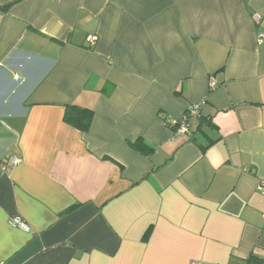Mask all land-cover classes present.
I'll list each match as a JSON object with an SVG mask.
<instances>
[{
	"label": "crops",
	"instance_id": "1",
	"mask_svg": "<svg viewBox=\"0 0 264 264\" xmlns=\"http://www.w3.org/2000/svg\"><path fill=\"white\" fill-rule=\"evenodd\" d=\"M259 34L264 0H0V264H264Z\"/></svg>",
	"mask_w": 264,
	"mask_h": 264
},
{
	"label": "trees",
	"instance_id": "2",
	"mask_svg": "<svg viewBox=\"0 0 264 264\" xmlns=\"http://www.w3.org/2000/svg\"><path fill=\"white\" fill-rule=\"evenodd\" d=\"M189 108L187 110H189ZM92 115H93V113L90 109L76 107V106H67L65 108L63 118L67 124L77 128L81 132H86L89 129ZM191 117L192 116H188L186 121L188 122V119H190ZM169 127H171V129L174 130V129H176L177 124L170 125ZM197 134H198L197 132L196 133L190 132L191 139L196 141V138L201 137L199 135L200 133L198 134V137L195 136Z\"/></svg>",
	"mask_w": 264,
	"mask_h": 264
},
{
	"label": "built area",
	"instance_id": "3",
	"mask_svg": "<svg viewBox=\"0 0 264 264\" xmlns=\"http://www.w3.org/2000/svg\"><path fill=\"white\" fill-rule=\"evenodd\" d=\"M253 19L255 21V23H258L259 22V17L257 15H253ZM264 37L263 34H259L257 36V40L258 42L260 43L262 41V38ZM87 40L93 44L97 41V36L94 35V34H90L87 36ZM211 86H215V82L212 80L210 82ZM198 114V105L197 106H192L189 108V110H187V112L185 113V115L183 116V118L177 122V121H168V125H175L177 124V127L175 129V132L179 133V134H186L188 132V124H187V118L188 116H196ZM17 162L16 159H11L9 161L8 164H15ZM15 224L19 227V228H22L23 230L25 231H28L29 230V227L26 226L21 220L19 219H15Z\"/></svg>",
	"mask_w": 264,
	"mask_h": 264
}]
</instances>
